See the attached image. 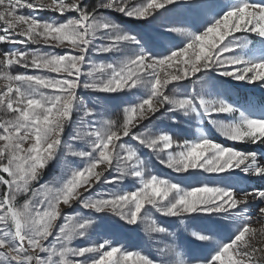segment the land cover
<instances>
[{"label":"snow or ice","instance_id":"1","mask_svg":"<svg viewBox=\"0 0 264 264\" xmlns=\"http://www.w3.org/2000/svg\"><path fill=\"white\" fill-rule=\"evenodd\" d=\"M181 7L199 23H163L158 49L129 26ZM231 82L264 88V0H0V264H264V186L230 182L264 179V108L230 100L218 85ZM191 121L194 137L172 133ZM157 214L210 255L91 238L104 217L173 237Z\"/></svg>","mask_w":264,"mask_h":264},{"label":"rangeland","instance_id":"2","mask_svg":"<svg viewBox=\"0 0 264 264\" xmlns=\"http://www.w3.org/2000/svg\"><path fill=\"white\" fill-rule=\"evenodd\" d=\"M96 0H88L89 4H94ZM47 15V14H45ZM3 47H7L4 45ZM15 71H22V69H15ZM234 84V85H232ZM236 85V86H235ZM228 89H224L222 91L227 95V97L236 102L238 105L247 106H254L257 110L260 109L262 106L261 101L263 100V96L261 97L260 94L264 93V90L258 85H251L250 88L248 86L243 85V83L236 84L235 82H231L228 85ZM248 87V88H247ZM253 87L260 92L254 93ZM186 88L179 89L180 92L186 91ZM174 92L173 89L170 90V94ZM256 92V91H255ZM257 94V95H256ZM257 98H256V97ZM122 97L120 96H112L109 97L107 103L113 110V115H115L122 106ZM263 103V101H262ZM2 115V114H0ZM196 127L197 124L195 121L191 122H182L179 126L171 127L172 133L179 139L185 138H192L196 135ZM205 130L209 131L210 134L217 137L219 142H225L223 138H220L218 134L215 133L213 129H211L210 125L205 124ZM230 146H235L238 150L241 148H248L247 150H260L256 146L251 145H243V144H232V142H227ZM237 145H240L239 147ZM264 148V146H260ZM148 158V157H145ZM153 169V174L160 175L161 177H171L177 180H183L185 185H195V181L197 179H203V177H187L182 178L176 176V174L171 173L170 170H167L163 166L159 165L158 163L153 162L150 165ZM61 174L60 168V161L54 164L48 171L45 176V180H49L52 176H59ZM241 178V177H240ZM237 175L231 177L230 182L236 184L237 186L241 185L240 179ZM43 182V181H42ZM20 203L23 202V198H20ZM155 218L164 226H167L169 231L174 233L173 237H164V236H152L149 237L143 230V226L138 227H126L123 225L122 222H119L116 218L113 217H104L100 220L99 224L97 225L95 231L92 233V239L99 241L101 238H108L115 240L123 244L129 250H142L146 254L151 256L157 255V248L164 247L165 244H175L178 246L179 250L184 255V258L187 260H192L193 258H204L210 255V252L215 244H203L201 242L194 241L188 232L185 231L183 225L180 224L179 220L175 218H163L160 217L158 214ZM185 224L189 226V230H197L202 227L207 226V222L201 219H191L186 220ZM216 232L215 240L216 242H227L228 236L230 234V227H220L215 228ZM83 243V242H80Z\"/></svg>","mask_w":264,"mask_h":264},{"label":"crops","instance_id":"3","mask_svg":"<svg viewBox=\"0 0 264 264\" xmlns=\"http://www.w3.org/2000/svg\"><path fill=\"white\" fill-rule=\"evenodd\" d=\"M223 2V0H220ZM201 19L199 13L197 11H189L184 9L183 7L175 9L172 13L167 14L166 16L157 17L154 21H149L148 23H132L129 26L132 27L135 31L141 33L154 48H159V44L162 40H166V37H162L160 35L162 28L161 25L170 21H179V20H195L199 23ZM187 26V25H184ZM181 39V38H178ZM182 46V45H181ZM222 86V85H221ZM218 87H220L218 85ZM171 90V89H170ZM169 90V91H170ZM173 91H176L173 89ZM121 97V96H120ZM125 97H122V100H125Z\"/></svg>","mask_w":264,"mask_h":264},{"label":"bare ground","instance_id":"4","mask_svg":"<svg viewBox=\"0 0 264 264\" xmlns=\"http://www.w3.org/2000/svg\"><path fill=\"white\" fill-rule=\"evenodd\" d=\"M242 175H244L247 179H248V188H245V189H249L250 187H261V186H264V179H260V178H257V177H249V176H246L245 174L241 173ZM253 209L255 210V206H253Z\"/></svg>","mask_w":264,"mask_h":264},{"label":"trees","instance_id":"5","mask_svg":"<svg viewBox=\"0 0 264 264\" xmlns=\"http://www.w3.org/2000/svg\"><path fill=\"white\" fill-rule=\"evenodd\" d=\"M238 147L240 146V145H237Z\"/></svg>","mask_w":264,"mask_h":264}]
</instances>
